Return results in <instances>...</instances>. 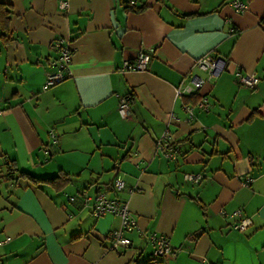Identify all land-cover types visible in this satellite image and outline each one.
Returning <instances> with one entry per match:
<instances>
[{
  "label": "crops",
  "instance_id": "obj_1",
  "mask_svg": "<svg viewBox=\"0 0 264 264\" xmlns=\"http://www.w3.org/2000/svg\"><path fill=\"white\" fill-rule=\"evenodd\" d=\"M60 1L0 0L9 10L0 28L1 264H264V0H243V12L228 0H136L140 10L128 0ZM61 38L69 71L43 88ZM141 50L146 68L121 71ZM206 53L218 58L212 77L194 65ZM237 72L257 84L241 85ZM192 74L200 88L176 95ZM118 94L131 96L126 115ZM162 134L174 158L157 148ZM6 160L36 178L69 179L5 177ZM83 191L127 201L137 221L129 247L111 248L120 218L94 217ZM236 209L251 220L243 230L229 216ZM152 231L174 252L154 258Z\"/></svg>",
  "mask_w": 264,
  "mask_h": 264
},
{
  "label": "built area",
  "instance_id": "obj_2",
  "mask_svg": "<svg viewBox=\"0 0 264 264\" xmlns=\"http://www.w3.org/2000/svg\"><path fill=\"white\" fill-rule=\"evenodd\" d=\"M136 0H128L129 4H135ZM227 3L236 12H243L247 9V3L243 0H228ZM61 7L67 6V1H60ZM58 47V60L57 68L54 71H47L44 80L43 88H46L56 82L63 80L66 76V72L69 71L70 58L72 48L68 42L62 38L56 41ZM150 54L146 51H139L133 62L130 60H124L121 71L134 69L143 70L146 68V64L149 60ZM217 57L210 53H206L194 60V65L198 68L205 70L209 77L217 74ZM238 81L241 85L248 88H253L257 82L258 77L253 73H236ZM202 84V78L197 74H192L189 77L188 82H181L176 87V95L188 94L197 91ZM118 111L121 115H126L130 107V94H118ZM199 106L203 109H207V103L202 98L199 101ZM186 110L189 116L192 115V108L186 106ZM2 109L0 108V114ZM157 148L160 149L164 155L168 158H174L176 154V147L169 141L167 134H162L156 142ZM184 177L193 182H198L201 178L199 173H185ZM246 182V181H245ZM124 182L121 178L116 176L113 180V188L118 190L123 188ZM70 199H74V196H70ZM82 200L85 205L90 203L91 214L94 217H100L107 213H112L120 218V224L115 229L109 232V239L111 248L119 250L120 248H127L131 244L130 238L125 234L126 231L132 230L137 225L135 216H133L129 209L126 200H119L115 196H108L104 191H98L93 197L88 195L85 191L82 192ZM229 216L237 217V222L233 226L237 229L243 230L247 225L251 223V220L247 216H243L240 209L232 211ZM146 241L152 247V255L154 258H161L174 252V248L170 243L168 237L162 233L155 231L144 233ZM8 238H5L6 241ZM1 243V242H0ZM1 264V260H0Z\"/></svg>",
  "mask_w": 264,
  "mask_h": 264
},
{
  "label": "trees",
  "instance_id": "obj_3",
  "mask_svg": "<svg viewBox=\"0 0 264 264\" xmlns=\"http://www.w3.org/2000/svg\"><path fill=\"white\" fill-rule=\"evenodd\" d=\"M127 7H131L135 10H140L143 6H138L135 7L134 4H127ZM9 10L4 6L2 2H0V28L3 27L4 29L7 28V16H8ZM264 24V19L262 20ZM196 92H193L195 94ZM198 95V94H197ZM4 172H5V177H10V178H18V177H28L32 181H37V180H45V181H51L54 182L56 181L58 185H62L64 182H66L69 179V176H62L61 174H56L51 177H46V178H36L26 172H23L19 168L16 167V164L14 160H6L5 165H4Z\"/></svg>",
  "mask_w": 264,
  "mask_h": 264
}]
</instances>
